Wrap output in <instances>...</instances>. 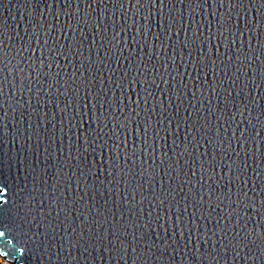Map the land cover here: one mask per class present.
Instances as JSON below:
<instances>
[{
	"label": "water",
	"instance_id": "obj_1",
	"mask_svg": "<svg viewBox=\"0 0 264 264\" xmlns=\"http://www.w3.org/2000/svg\"><path fill=\"white\" fill-rule=\"evenodd\" d=\"M0 255L264 264V0H0Z\"/></svg>",
	"mask_w": 264,
	"mask_h": 264
},
{
	"label": "built area",
	"instance_id": "obj_2",
	"mask_svg": "<svg viewBox=\"0 0 264 264\" xmlns=\"http://www.w3.org/2000/svg\"><path fill=\"white\" fill-rule=\"evenodd\" d=\"M0 264H11V263L0 255Z\"/></svg>",
	"mask_w": 264,
	"mask_h": 264
},
{
	"label": "snow or ice",
	"instance_id": "obj_3",
	"mask_svg": "<svg viewBox=\"0 0 264 264\" xmlns=\"http://www.w3.org/2000/svg\"><path fill=\"white\" fill-rule=\"evenodd\" d=\"M4 235V233L3 232H0V236H3Z\"/></svg>",
	"mask_w": 264,
	"mask_h": 264
}]
</instances>
